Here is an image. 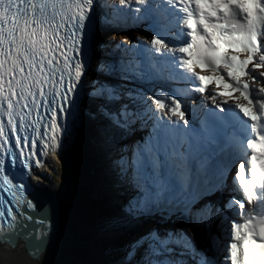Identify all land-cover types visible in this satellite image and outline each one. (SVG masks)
Returning <instances> with one entry per match:
<instances>
[{
  "label": "snow or ice",
  "instance_id": "6c2138e0",
  "mask_svg": "<svg viewBox=\"0 0 264 264\" xmlns=\"http://www.w3.org/2000/svg\"><path fill=\"white\" fill-rule=\"evenodd\" d=\"M119 5L0 0V242L77 254L61 264H264V0ZM129 18L148 41L98 40ZM104 48L130 55L97 59ZM65 150L85 178L38 210L33 169ZM230 177L241 199L224 200Z\"/></svg>",
  "mask_w": 264,
  "mask_h": 264
},
{
  "label": "bare ground",
  "instance_id": "6f19581e",
  "mask_svg": "<svg viewBox=\"0 0 264 264\" xmlns=\"http://www.w3.org/2000/svg\"><path fill=\"white\" fill-rule=\"evenodd\" d=\"M107 1H109V2H111V1L116 2V0H111V1L110 0H106V2ZM108 5H109V3H108ZM114 5H117V4H115V3H111L110 4V6H114ZM101 13H104V15L105 14L107 15L106 8L105 9H101ZM142 25H144V23H140L139 27L142 26ZM132 27H133V25H131L130 22L127 20L126 21V29H130ZM113 32H115V31H113ZM114 50H116V52H117V54H118L119 57H123L124 59H127L128 56L130 55V54H125L124 52H122L121 50L116 49V48H114ZM95 56H96L97 59H99L100 52L97 51L95 53ZM101 56H103V54ZM105 57H106V54H105L103 60H105ZM89 134H90V130H86L83 133V135H85V136H87ZM64 154H70L71 157H72V160L74 161V167L73 168H69V169H66L64 164L59 163V162L57 163L58 165H60V164L63 165L64 168L66 169V171L68 173V177H69V182H70V184L72 186V189L66 188L64 191H65V193L70 194V191L71 192L74 191L79 186L80 181L85 178L84 175H83V173H82L81 155H80L79 152H69V151L65 150L64 152L52 151L47 156H45L43 158V160H42L43 166L37 169L36 173L34 174V176L32 178V182H33L34 185H36V187L38 185L39 186L44 185L43 184V179L45 178L46 170L48 168H51L52 165L55 164L56 159H58L59 161H62ZM93 160H95V158H93ZM41 189H46V188H41ZM64 191H61V192H64ZM58 194H59V192H58ZM201 247H202V245H201ZM118 251H119V248H118ZM20 254L25 258L24 260L27 263L30 262L31 264H35L29 258L28 253H27L26 248H25L24 245L23 246L21 245V247H19L18 249L14 250L9 245H5L2 242H0V263L1 264H12V262L14 264L15 263V260H12V258H14V257L17 258L18 255H20ZM45 259H46V257H44V259H43V261H42L41 264H43V263L45 264Z\"/></svg>",
  "mask_w": 264,
  "mask_h": 264
},
{
  "label": "rangeland",
  "instance_id": "374dc122",
  "mask_svg": "<svg viewBox=\"0 0 264 264\" xmlns=\"http://www.w3.org/2000/svg\"><path fill=\"white\" fill-rule=\"evenodd\" d=\"M111 3H113V2H111ZM116 3H117V5H114V6L119 7L120 6L119 0H116ZM105 4L108 5L107 2ZM110 4H109V6H110ZM107 9H110L113 16L121 15L120 13H114L111 8H107ZM119 23H121V22H117L115 25L117 26V25H119ZM111 29L116 32L115 27H111ZM120 34H117V35L111 34L110 38H108L107 41L109 39H113V41H119V43H120V41L128 40L131 37V35H126V37H123ZM99 35L101 36V31L99 32L98 37H99ZM120 45H122V43ZM58 162L63 164L62 161H59L58 159H56L55 164H53L51 168H48L46 170L45 178L43 179V184H44L43 186L46 188H49L51 190H54L56 192L61 193V191H64L66 188L72 189V186L69 182V177H68V173H67L66 169L64 168L63 165H61V164H60L61 166L58 165L57 164ZM102 163H103L102 161L100 163V161L96 158H95V160H93V158L90 160V168L92 169L93 173L99 168V166ZM89 178H92V177L89 176ZM81 182H82V180L80 181V183ZM70 194H71V191H70ZM129 241H130V239H129ZM128 242L127 241L123 242V240H122L121 250ZM109 249H106L107 252ZM104 254L109 259L114 258V257L110 256L111 255L110 252H109V255L107 253H104ZM82 255L83 254H80L79 258H81ZM72 258H78L77 254L68 251V249L64 248L63 246H61L59 244L58 245L56 244V246L52 249V251L49 253V255L46 256L45 264H61L62 261L72 259ZM24 259L25 258L21 254L18 255L17 258H15V257L12 258V260H15L14 264H31L30 262L27 263ZM12 264H13V262H12Z\"/></svg>",
  "mask_w": 264,
  "mask_h": 264
},
{
  "label": "water",
  "instance_id": "95a60500",
  "mask_svg": "<svg viewBox=\"0 0 264 264\" xmlns=\"http://www.w3.org/2000/svg\"><path fill=\"white\" fill-rule=\"evenodd\" d=\"M63 164L65 165L66 169L69 168H73L74 167V161L72 160V157L70 154H64L63 159H62ZM39 192L41 193V195L35 199V202L38 204V210L39 209H43L45 207L50 206L49 205V194H58V192L51 190L49 188L46 189H38L33 195L30 196V198L36 197V193ZM5 244V243H3ZM5 245H9L10 247H12L14 250L18 249L19 247H21V245L25 246L26 251L28 253L29 258L35 263V264H41L44 257H46L47 255H49V253L52 251V249L56 246V244L54 243L52 246H50L47 250V252L43 253V254H39L38 258H34L32 255L29 254V249H28V245L26 243V241L21 238L19 240V246L18 247H13L10 244H5ZM81 258H86L83 255L81 256Z\"/></svg>",
  "mask_w": 264,
  "mask_h": 264
},
{
  "label": "trees",
  "instance_id": "16d2710c",
  "mask_svg": "<svg viewBox=\"0 0 264 264\" xmlns=\"http://www.w3.org/2000/svg\"><path fill=\"white\" fill-rule=\"evenodd\" d=\"M110 36H111V33L110 32H108V31L105 32L104 31L102 33V36L98 40L101 41L102 43H105L107 41V39L110 38ZM108 41H111V39H109ZM99 51H100V56L102 54L105 55V52H106L105 51V48L104 49H101ZM106 55H107V53H106ZM100 163H101V161H100ZM122 240H123V242H125V237L122 238V239H120V240L114 241L113 244H112V246L110 247V249L108 248L109 249L108 252H107V250H105V253H107L108 255H109V252L112 253L110 256L114 257L113 258L114 260L115 259H118L119 258V255L121 254V251L120 250H121ZM118 248H119V251H118Z\"/></svg>",
  "mask_w": 264,
  "mask_h": 264
}]
</instances>
